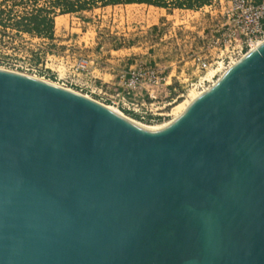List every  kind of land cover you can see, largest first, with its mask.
<instances>
[{
	"label": "water",
	"instance_id": "obj_1",
	"mask_svg": "<svg viewBox=\"0 0 264 264\" xmlns=\"http://www.w3.org/2000/svg\"><path fill=\"white\" fill-rule=\"evenodd\" d=\"M0 264H264V40L151 128L0 68Z\"/></svg>",
	"mask_w": 264,
	"mask_h": 264
},
{
	"label": "rangeland",
	"instance_id": "obj_2",
	"mask_svg": "<svg viewBox=\"0 0 264 264\" xmlns=\"http://www.w3.org/2000/svg\"><path fill=\"white\" fill-rule=\"evenodd\" d=\"M50 1L0 0V9L5 10L0 13V68L61 84L67 71L68 51L78 52L97 60L95 75L112 84L116 72L110 68L101 70V65L123 68L135 61L154 63L156 60L180 68L191 67L193 62L189 57L200 52L211 53L210 57L215 59L212 62L220 60L207 72L210 83L206 82L205 86L212 84V71L222 68L213 83L225 71L227 61L223 64L222 57H218L221 52L217 50L216 40L227 21L230 0H214L199 9H170L147 3L98 6L71 13H61L57 8L53 14L52 38L24 29L19 23L21 17L34 8H51ZM192 91L199 92L190 90L182 100L188 99Z\"/></svg>",
	"mask_w": 264,
	"mask_h": 264
},
{
	"label": "built area",
	"instance_id": "obj_3",
	"mask_svg": "<svg viewBox=\"0 0 264 264\" xmlns=\"http://www.w3.org/2000/svg\"><path fill=\"white\" fill-rule=\"evenodd\" d=\"M230 4L227 21L216 40L217 50L221 52L218 57H222L223 64L227 61L225 71L234 60L253 49L255 43L264 40V0H230ZM210 56L211 53L193 52L189 57L192 66L182 68L156 60L154 63L135 61L123 68L101 65V70L110 68L116 72L110 84L95 75L97 60L88 54L68 51L64 79L71 87L65 80L57 84L113 106L140 121L164 122L172 116L171 106L186 98L190 90L203 91L213 84L216 75L212 84L205 86L206 82L210 83L206 75L220 60L212 62L214 57Z\"/></svg>",
	"mask_w": 264,
	"mask_h": 264
},
{
	"label": "trees",
	"instance_id": "obj_4",
	"mask_svg": "<svg viewBox=\"0 0 264 264\" xmlns=\"http://www.w3.org/2000/svg\"><path fill=\"white\" fill-rule=\"evenodd\" d=\"M38 2L39 0H34ZM51 8L39 7L34 8L30 13H25L19 23L23 24L24 29L29 32H36L53 37L54 33V13L60 9L61 13L78 12L91 9L98 6H109L117 4L147 3L160 7L170 8H187L199 9L203 6L210 5L214 0H51ZM5 10L0 9V13Z\"/></svg>",
	"mask_w": 264,
	"mask_h": 264
},
{
	"label": "bare ground",
	"instance_id": "obj_5",
	"mask_svg": "<svg viewBox=\"0 0 264 264\" xmlns=\"http://www.w3.org/2000/svg\"><path fill=\"white\" fill-rule=\"evenodd\" d=\"M260 43L262 41H259ZM258 43V42H257ZM255 43L253 45V48L256 47V44ZM259 45V44H258ZM236 62V60H234L231 64H234ZM222 69V68H221ZM221 69L219 70H216V71H212L210 73V79L212 80L213 76L216 75L219 71H221ZM228 69V68H227ZM210 70V69H209ZM208 70V71H209ZM223 71V70H222ZM224 73V71H223ZM221 76V75H220ZM43 79V78H41ZM217 81H214V83H216ZM213 83V84H214ZM206 89L208 88H205L203 91H205ZM203 91H199V92H194L192 91L189 98L188 99H185V100H181V101H178L174 108L172 109V118L169 119V120H166L164 122H161V123H157V124H151V123H146V122H143V121H140V120H135L134 117H131L127 114H125L124 112H122L121 110H118L117 108L113 107V106H109V108H111L112 110L118 112L119 114H121L122 116H124L125 118H127L128 120H130L131 122H133L134 124H137L138 126H141V127H144V128H151V127H156V126H159V125H162V124H165L167 122H170L172 121L173 119H175L176 117H178L186 108L187 106L192 102V100H194L197 96H199Z\"/></svg>",
	"mask_w": 264,
	"mask_h": 264
},
{
	"label": "crops",
	"instance_id": "obj_6",
	"mask_svg": "<svg viewBox=\"0 0 264 264\" xmlns=\"http://www.w3.org/2000/svg\"><path fill=\"white\" fill-rule=\"evenodd\" d=\"M131 5H133V4H131Z\"/></svg>",
	"mask_w": 264,
	"mask_h": 264
}]
</instances>
